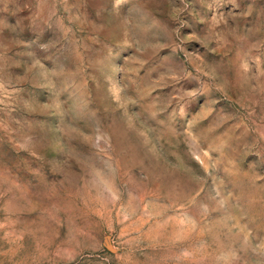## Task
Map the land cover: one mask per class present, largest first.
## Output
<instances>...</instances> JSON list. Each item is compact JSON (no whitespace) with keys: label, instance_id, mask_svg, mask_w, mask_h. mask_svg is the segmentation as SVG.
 I'll list each match as a JSON object with an SVG mask.
<instances>
[{"label":"rangeland","instance_id":"rangeland-1","mask_svg":"<svg viewBox=\"0 0 264 264\" xmlns=\"http://www.w3.org/2000/svg\"><path fill=\"white\" fill-rule=\"evenodd\" d=\"M0 264H264V0H0Z\"/></svg>","mask_w":264,"mask_h":264}]
</instances>
